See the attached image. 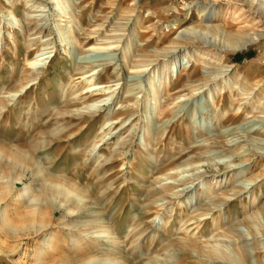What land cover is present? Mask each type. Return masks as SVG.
Segmentation results:
<instances>
[{"label": "rangeland", "instance_id": "rangeland-1", "mask_svg": "<svg viewBox=\"0 0 264 264\" xmlns=\"http://www.w3.org/2000/svg\"><path fill=\"white\" fill-rule=\"evenodd\" d=\"M0 264H264V0H0Z\"/></svg>", "mask_w": 264, "mask_h": 264}, {"label": "bare ground", "instance_id": "bare-ground-1", "mask_svg": "<svg viewBox=\"0 0 264 264\" xmlns=\"http://www.w3.org/2000/svg\"><path fill=\"white\" fill-rule=\"evenodd\" d=\"M197 4V3H196ZM254 5V4H253ZM255 7V6H254ZM200 11V10H199ZM254 11H256V9H254ZM201 12V11H200ZM254 13V12H253ZM238 22V21H237ZM243 28V27H242ZM239 29V28H238ZM241 29V28H240ZM244 29V28H243ZM227 34V33H226ZM254 36V35H253ZM229 37V40H228V42H227V45H219V47H220V49L221 50H225V51H228V50H230V49H232V50H241V49H243L244 47H246V46H248L249 44H251V43H253L254 41H256L258 38V36H256V38H251L250 36H247L246 34H234L233 36H228ZM209 43V42H208ZM46 58V57H45ZM44 58H42V59H38V60H36V62H41L42 60H43ZM35 61V60H34ZM46 62H43L42 61V63H32L31 65H41V66H44V64H45ZM42 68V67H41ZM90 73H93L94 72V69H91V70H88ZM83 72H85V71H83ZM82 72V73H83ZM26 87V86H25ZM108 87V85L107 86H104V87H98V88H93V89H91L92 91H94V90H100L99 88H107ZM24 88H22L21 90H20V92L23 90ZM26 89V88H25ZM90 90V91H91ZM14 96H16V95H14ZM19 96V95H18ZM104 101V100H103ZM106 101H107V99H106ZM101 102L102 101H99V102H97V104H101ZM99 106V105H98ZM18 154V153H17ZM16 157H18V156H16ZM13 158V157H12ZM16 160V159H15ZM28 161V160H27ZM225 164V163H224ZM14 165V164H13ZM226 166V165H225ZM226 167H229V166H226ZM230 169H231V167H230ZM186 248H182V251H185L186 252ZM201 250V249H200ZM197 252H201V253H203L204 254V251H197ZM206 257H211V256H209V255H206V254H204ZM211 255V254H210ZM205 256H203L204 258H205ZM212 259L214 260V259H218V258H216V257H212ZM212 260V261H213ZM215 261H217V260H215Z\"/></svg>", "mask_w": 264, "mask_h": 264}]
</instances>
